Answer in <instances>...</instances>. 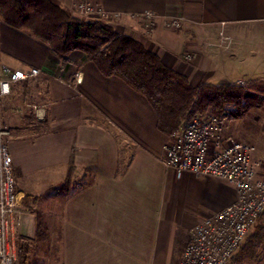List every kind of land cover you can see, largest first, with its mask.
Returning a JSON list of instances; mask_svg holds the SVG:
<instances>
[{
  "label": "crops",
  "instance_id": "crops-1",
  "mask_svg": "<svg viewBox=\"0 0 264 264\" xmlns=\"http://www.w3.org/2000/svg\"><path fill=\"white\" fill-rule=\"evenodd\" d=\"M52 1L69 11L74 0ZM95 1L121 14L109 22L116 32L140 41L194 87L264 80V0ZM146 11L158 16L150 30L137 18ZM169 18L180 19L181 28L166 27ZM234 28H240V47L231 54L220 32ZM0 40V67H40L48 85L42 132L31 136L28 125L9 115L4 121L13 132L8 141L16 187L37 204L45 197L50 240L59 242L62 263L180 264L192 228L235 202L236 188L166 168L164 146L172 138L158 129L151 104L121 78L104 76L83 53L62 61L30 31L4 21ZM26 41L40 48L34 60L15 54ZM69 64L80 66L81 83L65 72ZM15 85L2 101L11 99ZM227 132L242 140L230 122ZM70 168L71 184L65 188ZM41 169L44 179L35 178L41 187L26 186L25 176ZM20 216L35 223V214ZM22 234L34 237L36 229Z\"/></svg>",
  "mask_w": 264,
  "mask_h": 264
},
{
  "label": "built area",
  "instance_id": "built-area-1",
  "mask_svg": "<svg viewBox=\"0 0 264 264\" xmlns=\"http://www.w3.org/2000/svg\"><path fill=\"white\" fill-rule=\"evenodd\" d=\"M71 14L82 19L110 21L121 16L109 13L95 0H74ZM147 28L157 25L151 11L139 15ZM165 25L180 29L178 18L165 19ZM43 69L35 66L0 67V106L13 85L38 78ZM82 75H76L81 83ZM35 116L45 120V109L35 106ZM231 116L227 112L198 115L185 122L164 146V165L177 173L190 172L231 183L237 199L215 214L202 218L191 230V240L180 264H232L242 243L250 236L264 212V178L259 177L253 161L255 147L240 142L227 132ZM10 131L0 118V264H16L18 252L15 235L24 195L16 187L14 162L6 142ZM34 208V206H33Z\"/></svg>",
  "mask_w": 264,
  "mask_h": 264
},
{
  "label": "trees",
  "instance_id": "trees-1",
  "mask_svg": "<svg viewBox=\"0 0 264 264\" xmlns=\"http://www.w3.org/2000/svg\"><path fill=\"white\" fill-rule=\"evenodd\" d=\"M0 16L6 24L28 30L48 44L60 60L81 52L104 76L124 80L148 100L156 113L158 129L172 139L183 122L208 108L242 118L251 110L264 107V95L236 83L224 81L194 87L185 75L166 66L140 41L116 32L109 22L73 16L52 0H0ZM71 177L70 168L63 183L65 188L71 184ZM36 223L34 237L18 239L16 264H29L35 239H50L49 228L39 214ZM257 226L259 231L254 237L260 238L257 235L264 225Z\"/></svg>",
  "mask_w": 264,
  "mask_h": 264
},
{
  "label": "rangeland",
  "instance_id": "rangeland-1",
  "mask_svg": "<svg viewBox=\"0 0 264 264\" xmlns=\"http://www.w3.org/2000/svg\"><path fill=\"white\" fill-rule=\"evenodd\" d=\"M71 13V9L69 10ZM78 17V16H77ZM80 18V17H79ZM121 18V16L119 17ZM116 18V19H119ZM139 19V17H137ZM88 19V18H87ZM111 21V20H110ZM107 21V22H110ZM140 21V20H139ZM3 22V19L0 16V23ZM141 22V21H140ZM157 18V23H158ZM142 23V22H141ZM146 30H150L152 28H147L142 25ZM166 26V25H165ZM168 27V26H166ZM154 28V27H153ZM172 28V27H168ZM2 37V36H1ZM220 38L223 39L227 43V46L232 50V53H235L236 47H240V28H234L233 31L220 32ZM1 42V40H0ZM19 49L16 51V55L19 60L36 59V55L40 52V48H36L32 42H20ZM233 47V48H232ZM76 53V52H74ZM18 60V59H17ZM76 64H69L65 68V72H69L71 76H75L76 72L80 70V66H75ZM23 67V65H21ZM238 85H241L245 88L253 89L257 93L264 95V80L257 79L251 82L246 81L245 83H240V78H236L235 80ZM14 94L10 100H6L5 102H1L0 106V118L2 121V126L10 131V135L6 136V142L8 144L9 150V139L12 137L13 132H11V128L6 127V123L4 121V116L9 115L11 117V121L16 119V123L18 125L26 124L28 125L29 134L31 136H36V134L43 131V124H41L40 120H38L35 116V106L45 108L47 98V90L48 85L45 80L42 79V75L38 78L21 82L16 84L14 87ZM238 108L239 106H235ZM211 108H208L206 111L200 113L199 115H209L214 114ZM28 117L27 121L24 122L23 117ZM46 118V113H45ZM10 119V118H9ZM9 121V122H11ZM46 121L43 120L42 123ZM230 125L234 127V129L238 132V136L242 139L240 142H247L252 144L255 147V151L253 153V161L256 164V169L259 177L264 178V107L261 109H255L248 112L242 118H229ZM185 122H183L184 124ZM236 139V138H235ZM45 170L41 169L38 173H28L25 176L24 182L27 184L26 186H31L30 188H40L39 182L37 183L35 178L44 179ZM44 198L41 197V201L37 204V199L27 198L24 196L23 202L24 207L21 210V213L26 212L30 214H35V223L31 222L27 216H23L19 219V223L21 222V226L19 228V223L17 225V232L15 235V245L18 247V239L19 238H27L24 234H28V230L30 232H34V229L37 228L36 223V214L41 215L43 223L47 225L46 215L44 214ZM61 202H58L56 205V210L60 211ZM34 206V208H33ZM21 217V216H20ZM264 225V213L258 219L255 227L253 228L251 234L247 239L242 243L240 248L235 253L232 264H264V230L259 232L260 238L254 237L258 233L257 225ZM48 227V226H47ZM30 228V229H29ZM50 233V232H49ZM32 246V252L30 254V262L29 264H63L62 256L59 254V242L57 241H37L35 239ZM60 248V247H59Z\"/></svg>",
  "mask_w": 264,
  "mask_h": 264
}]
</instances>
